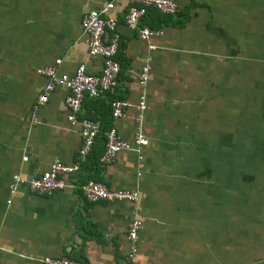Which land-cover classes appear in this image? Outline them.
Returning a JSON list of instances; mask_svg holds the SVG:
<instances>
[{
    "label": "crops",
    "instance_id": "obj_1",
    "mask_svg": "<svg viewBox=\"0 0 264 264\" xmlns=\"http://www.w3.org/2000/svg\"><path fill=\"white\" fill-rule=\"evenodd\" d=\"M103 1L0 0V264H41L48 256L126 264L125 231L135 217L144 226L139 264H264V0H175L177 12L170 16L151 9L154 18L171 21L156 26L155 19H143L142 25L164 32L152 39L153 51L125 27L126 2L115 0L117 86L103 98L86 97L80 117L113 125L131 141L133 108L113 121L109 103L134 104L144 91L142 169L134 151L101 164L98 140L79 160L65 89L37 103L44 86L37 67L61 59L60 73L72 74L81 64L100 72V62L88 56L80 17ZM147 59L152 70L140 86L137 74ZM248 79L256 80L257 130L241 140L256 145V168L238 173L234 94L247 93L242 84ZM234 80L241 85L235 92ZM55 159L79 163L68 184L92 179L136 190L137 205L88 202L76 189L49 196L21 189L7 204L13 173L35 177Z\"/></svg>",
    "mask_w": 264,
    "mask_h": 264
},
{
    "label": "built area",
    "instance_id": "obj_2",
    "mask_svg": "<svg viewBox=\"0 0 264 264\" xmlns=\"http://www.w3.org/2000/svg\"><path fill=\"white\" fill-rule=\"evenodd\" d=\"M114 2L115 0L103 1L98 8L89 10L80 17V27L88 40V56L100 62V72L93 74L86 69L85 65L81 64L76 67L72 74L60 73L58 68L61 59H56L52 64L37 67L35 73L44 79V86L37 97V103L43 105L57 88L65 89L66 120L70 127H77L80 137V145L77 151L79 160H86L96 138L102 135L104 137V149L99 158L101 164L112 163L117 155L123 151H134L138 158V168L142 169L143 156L141 151L148 143L144 130L147 110L144 91L139 94L134 104L117 99L111 100L109 103L113 121L125 118L127 109L133 108L134 131L131 141L120 138L113 125L102 131V122L99 119L80 117L82 102L86 97L90 99L103 98L117 86L120 64L116 56L121 37L117 30L116 16L112 14L115 9ZM125 2L126 10L123 14L125 27L129 32L135 34L140 41L146 43L149 51L155 50L156 46L151 41L154 38L162 37L164 32L160 28L144 26L142 21L151 9L161 15H175L177 12L175 0H125ZM151 70L150 60L147 59L137 74V81L140 86L146 85ZM78 166L79 163L67 164L55 159L35 177H27L19 172L13 173L6 187L7 204L11 203L13 196L21 189H27L31 193L44 196L65 189H76L88 202H119L134 207L137 205L139 195L136 190L112 189L104 183L92 179L76 186L68 184L67 177L74 173ZM143 227L142 220L135 217L126 228V264H139V242ZM40 263L80 264L78 260L67 256L43 257Z\"/></svg>",
    "mask_w": 264,
    "mask_h": 264
},
{
    "label": "rangeland",
    "instance_id": "obj_3",
    "mask_svg": "<svg viewBox=\"0 0 264 264\" xmlns=\"http://www.w3.org/2000/svg\"><path fill=\"white\" fill-rule=\"evenodd\" d=\"M236 54V53H233ZM241 86L239 81H233L234 92L235 88ZM242 88L247 92L242 96L234 94V114L235 119L233 122V150H234V170L238 173L246 169L247 166L255 169L256 160V145L245 143L243 138L256 136V80L248 79L243 81ZM237 104V105H235ZM237 108V109H236ZM243 137V138H242ZM243 154V155H242ZM248 158H247V157ZM254 160V161H253ZM254 162V166H250L251 162ZM256 171H254L255 173ZM255 179V177H252ZM234 177V183H240ZM246 179V178H245Z\"/></svg>",
    "mask_w": 264,
    "mask_h": 264
},
{
    "label": "trees",
    "instance_id": "obj_4",
    "mask_svg": "<svg viewBox=\"0 0 264 264\" xmlns=\"http://www.w3.org/2000/svg\"><path fill=\"white\" fill-rule=\"evenodd\" d=\"M150 11V10H149ZM148 11V12H149ZM152 11H154V10H152ZM151 11V12H152ZM151 12H149V13H147V15H146V17H147V19L149 20V22L150 23H152V22H154L155 20H156V22H157V24H156V26H160L161 24H167V23H169V22H171L170 21V18L169 17H165L164 19H159L158 17H155L154 18V13H151ZM156 12V11H155ZM157 13V12H156ZM159 14V13H158ZM160 15V14H159ZM155 19V20H154ZM175 23V25H180L181 23H178V24H176V22H174ZM172 24H173V22H172ZM151 28H153V27H151ZM109 94V93H108ZM107 94V95H108ZM106 95V96H107ZM109 113H110V110H109ZM110 116H111V114H109ZM107 128H109V125H108V123H102V131H104V130H106ZM101 141L102 143H103V146H104V138H103V136L102 135H99L97 138H96V140H95V142L96 141ZM94 142V143H95ZM94 145V144H93ZM92 149H93V147H92ZM92 151V150H91Z\"/></svg>",
    "mask_w": 264,
    "mask_h": 264
}]
</instances>
